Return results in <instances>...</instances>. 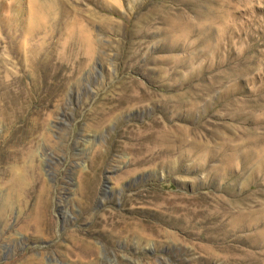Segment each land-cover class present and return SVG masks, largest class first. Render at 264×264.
Returning a JSON list of instances; mask_svg holds the SVG:
<instances>
[{
	"label": "rangeland",
	"instance_id": "rangeland-1",
	"mask_svg": "<svg viewBox=\"0 0 264 264\" xmlns=\"http://www.w3.org/2000/svg\"><path fill=\"white\" fill-rule=\"evenodd\" d=\"M0 264H264V0H0Z\"/></svg>",
	"mask_w": 264,
	"mask_h": 264
},
{
	"label": "bare ground",
	"instance_id": "bare-ground-1",
	"mask_svg": "<svg viewBox=\"0 0 264 264\" xmlns=\"http://www.w3.org/2000/svg\"><path fill=\"white\" fill-rule=\"evenodd\" d=\"M139 97V96H138ZM144 101V100H143ZM142 102V101H141ZM156 118V117H155ZM162 127V126H161ZM154 129V128H153ZM150 130V129H149ZM158 131V130H157ZM170 132V131H169ZM157 134V133H156ZM162 135V134H161ZM161 135H159L160 137H161ZM157 136V135H156ZM162 136H164V135H162ZM158 137V136H157ZM159 137V138H160ZM156 138V137H155ZM169 140V139H168ZM164 142V141H163ZM171 142V141H170ZM152 143V142H151ZM154 143V142H153ZM155 143H156V141H155ZM159 144V143H158ZM161 144H163L162 142H161ZM156 145V144H155ZM162 146V145H161ZM151 148V147H150ZM153 148V147H152ZM166 149V148H165ZM155 165V164H154ZM27 193V192H26ZM43 202V201H42ZM46 203V202H45ZM43 206V205H42ZM41 209V208H40ZM47 212V211H46ZM45 216V215H44ZM38 219V218H37ZM36 220V219H35ZM40 221V220H39ZM41 221H43V220H41ZM37 225H41V224H37ZM37 228V227H36ZM44 228V227H43ZM42 228V229H43ZM38 229V228H37ZM43 234V233H42Z\"/></svg>",
	"mask_w": 264,
	"mask_h": 264
}]
</instances>
